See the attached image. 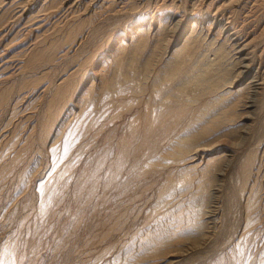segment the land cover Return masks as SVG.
I'll use <instances>...</instances> for the list:
<instances>
[{"label": "rangeland", "instance_id": "1", "mask_svg": "<svg viewBox=\"0 0 264 264\" xmlns=\"http://www.w3.org/2000/svg\"><path fill=\"white\" fill-rule=\"evenodd\" d=\"M171 2L129 0L123 14L115 13V6L87 10L56 25L40 46L21 57L27 72L23 68L0 77V264H164L167 255L178 257L175 264H264V88L245 133L220 138L232 149L221 179H214L219 166L207 182L200 180V172L186 171L169 155L172 138L152 137L145 143L141 139L145 119L154 116L160 122L167 116L182 122L203 108L188 107L186 114L177 107L192 97L193 87L184 89L181 98L170 96V105L159 106L169 88L166 84L155 90L153 76L170 54L171 39L150 37L137 46L138 39L132 44L127 39L134 25L144 32L151 17L158 19L166 7L174 6ZM261 3L258 12L264 15V0ZM183 10L181 4L178 11ZM259 41L264 48V29ZM119 44L125 49H118ZM18 48L14 43L7 46L8 55ZM202 52L199 48L192 62L203 63ZM192 62H185L182 71L195 66L198 72L200 65ZM75 64L80 67L64 87L68 92L58 90L59 77ZM236 117L232 123H239ZM46 125L51 128L46 130ZM68 132L66 153L64 147H69L63 140ZM121 156L115 170L114 161ZM257 168L263 170L259 176ZM250 183L255 196L249 207L244 192ZM209 208H214L216 219L206 224L202 220Z\"/></svg>", "mask_w": 264, "mask_h": 264}, {"label": "bare ground", "instance_id": "2", "mask_svg": "<svg viewBox=\"0 0 264 264\" xmlns=\"http://www.w3.org/2000/svg\"><path fill=\"white\" fill-rule=\"evenodd\" d=\"M126 1H129V0H112V4L107 3V0H0V77L6 78L10 76L11 74H13L14 72L18 73V71L21 69L23 70V68L25 72H27L26 66H25L26 69L25 67L21 68L22 65L25 64L24 61H22L21 57L29 53L37 45L38 42L42 41V39L45 38L49 32H52V30L55 29L56 25L74 16L79 15V17H82L85 13L88 12L87 10L92 11L95 8L104 10V9H108L111 6H115L117 7V9H115L116 11L115 13L120 12L126 7ZM161 1L166 2L168 0H161ZM171 1L174 3V6L172 5V6L166 7V9L162 13V16L159 17L158 19L151 17L150 25L148 29H146L143 32L142 28H137V25H134V28L129 32L127 39H129V44H132L136 39H138L137 44L135 46L143 42L146 38H150V37L159 39V37L164 36L167 39L168 38L171 39L172 44L170 45V48H169L170 54L168 58L164 60V63L159 66V70L155 72L153 76V82L155 83L154 85H156V86L153 85L155 87V90L159 89V91H161L163 86L166 84H168V88H169V90L159 100V106L163 107V106L170 105L172 102V101L170 102L168 101V99L170 100L169 98L170 96L174 97V99L181 98L182 95L180 94L182 93L184 89H188L187 87H193L192 97L182 100L183 101L182 103H177L178 104L177 107L179 108L182 107L180 108L182 110L181 113H186V114H188L191 110V109H188V107H203V108L194 110L195 113L192 116L186 117L182 122H180L178 119L176 122H171L167 118V116H163L160 122H158L154 118V116H152L151 118H147L145 119V126H144L145 132L143 133L141 139L143 143H145L149 141L152 137L163 136L167 140L172 138L171 140H169L170 147H167V150L169 151V155H172V157H174L178 162H182V164H184L186 171L188 170V172L189 171L200 172L199 173L200 177H202V179L200 180L203 182H207V181H210L211 178L213 177V174H214V172H212L213 169L219 166L218 168H216V170L217 169L218 170L216 171L214 175L215 178L214 177L213 178L215 180H217L218 178L221 179L223 172L225 170L223 166L225 165V163L228 162L229 158L231 157L232 149L230 146L225 145L223 143L224 140L220 138L228 136L229 134H231L232 136L234 133H236L233 136H238V135L241 136V134L245 133L246 122L250 120L249 118L250 115L254 113L257 107L256 101H257L258 95L261 94L264 88V48L262 45H260V41H259L261 33L264 29V20L258 17L259 15L264 19V15L258 12V6L262 5V3H261V0H245V1H242V0H186L184 3L182 0H171ZM181 4L185 5V10H183L182 14L180 13V11H178V9L181 7ZM199 5L202 7L198 8ZM145 6H147V4ZM135 12L137 13V11ZM119 14H123V12ZM114 15L117 16V14H114ZM88 17L89 16H87V18ZM60 28H58V30ZM51 36L53 37V35ZM51 36L50 38H52ZM6 39H8L7 42L5 41ZM25 39H29V40L27 43L23 44L22 41ZM13 43L18 44L19 48L16 51V53H14L13 55L11 54V56H9L7 53V46L12 45ZM40 43H38V46H40ZM123 47L125 49V45L121 44L120 46H118V49L122 50L121 48ZM199 48L203 51L200 57L201 59L205 58V61L203 63H198L199 61L192 62V59H193L192 57L195 55V52L199 50ZM122 52L120 54H122ZM154 52L156 51L154 50ZM29 57L30 56H28V58ZM199 59L200 58H198V60ZM28 60L29 59H27V61ZM185 62H189V63L192 62V64L196 63V65H200V68L198 69L199 71L196 72L195 69H193V67L195 66H193L192 69H189L187 71H182V68H184L182 66L187 65V63L185 64ZM26 64L29 65L31 63H26ZM147 64L148 62L146 60V62L144 63V66H146ZM79 67L80 66H76L75 64V66H72L68 70V72H65L59 77L57 81L58 90L61 88L64 89L67 83L69 84L68 81L77 73V71L79 70ZM210 71L213 73L210 77H208L207 75L209 74ZM43 73L45 72L43 71ZM99 74H101V72H99ZM180 74H183L182 81H181ZM28 80H24V81L28 82ZM37 83H40V82H37ZM14 86H16V84ZM24 86L26 87V85ZM20 87H22V85ZM23 90H24V87H23ZM85 91L86 90H84V92ZM142 92H144L143 89H142ZM54 93H55L54 94V97H55L57 92H54ZM208 94H211V95H208ZM64 96L62 97L65 98ZM203 96L207 97L206 98L207 101L202 104V99L204 98ZM155 97H157V94ZM22 98H24L25 99L24 101L27 102L26 95H24V97ZM209 98H211V100H209ZM37 101H40V99L39 100L37 99ZM56 102L55 104H57ZM220 102H223V103L218 105ZM36 103L34 104L36 105ZM33 106L34 105L32 104V107ZM152 107H154V104L152 105ZM212 107H218V108H216L215 111H213V113L211 112V114H207L206 112L212 109ZM49 113L51 112L49 111ZM236 116L240 117L239 121L236 120L237 122H239L237 124H235L234 122L232 123V121H234ZM51 119H54V116ZM65 119L67 118L65 117ZM69 120H67V124ZM45 123L47 124L49 122H45ZM54 124L56 123L53 122V126ZM50 125H52V123ZM160 125L162 126L161 130H160ZM178 126L181 128L178 129L179 128ZM45 127H41V128H45L46 130H49L51 128V127L49 128V126L47 127V125ZM65 127L66 126H63L62 128H65ZM69 132L66 133L67 134L66 137L64 136L65 138L63 141L65 143L67 141L66 138H68ZM216 134H219L220 136L219 135H218L219 137L215 136ZM69 139L71 140L72 138L69 137ZM211 139H213V141H211ZM55 140L54 138L51 140L49 147L53 148V144H55L54 142H56ZM206 140H207L206 143L203 142ZM67 144L69 147L70 146L69 141L68 143H66V145ZM63 145L65 146V144ZM57 146L54 148V151L57 148ZM65 149H66V153H68L67 151H69L70 147L66 148L65 146L64 152H65ZM60 151L61 149L59 148L58 152ZM207 151H211V152H207ZM66 153L64 155H66ZM54 154L55 153L53 152L52 156ZM61 155L64 156L62 153ZM55 158L57 159V157ZM123 158L124 157L121 156L117 161H114V164L116 166L115 170L121 164ZM53 160L51 161L55 162ZM58 163H61V162L59 161ZM58 163H57V166L59 165ZM60 165L62 166V163ZM244 166H242V172H243ZM55 167L56 166H54L53 168L54 170H55ZM262 173H263V170L262 169L260 170V168H257L255 171L256 176H259ZM48 174H47V177L49 176ZM263 178L264 177H262V179ZM200 180H197V181L199 182ZM201 181L198 184H196L197 188L200 187ZM42 184L44 185V181H42L40 185L38 183V188ZM252 187L253 185L252 183H250V188L247 189V191L245 192H244L245 189L243 190L244 194L246 193L247 195L246 196L247 199H249V205H247L249 207L252 205L250 204V202L253 200V196H255V195H252ZM53 189L54 188H52V190ZM45 190L46 189H44V191ZM212 190H216V188H213ZM41 191H43V189L40 190V193ZM159 193H158V196H159ZM48 195L50 196L51 194H47V196ZM198 204L200 203L198 202ZM210 208L208 209L206 215L204 216L202 220L206 224H209L215 221L216 219V218L214 219L215 217V214L213 213L214 208L213 209H210ZM250 209L248 211H250ZM253 209L254 207L251 210ZM246 210L247 209H245V211ZM245 215H246V212H245ZM147 248L148 246L146 247V249ZM143 250L145 251V249ZM143 253H142V256H143ZM177 260H178L177 256L167 255L165 256V259L161 261V263L175 264ZM147 261L149 262V260ZM127 263H129V261Z\"/></svg>", "mask_w": 264, "mask_h": 264}]
</instances>
